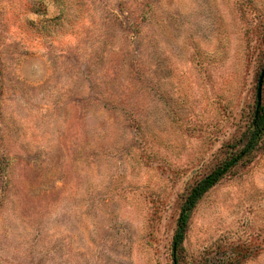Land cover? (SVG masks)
Here are the masks:
<instances>
[{
    "label": "rangeland",
    "instance_id": "rangeland-1",
    "mask_svg": "<svg viewBox=\"0 0 264 264\" xmlns=\"http://www.w3.org/2000/svg\"><path fill=\"white\" fill-rule=\"evenodd\" d=\"M263 69L264 0H0V264H173ZM184 246L181 264H264V141Z\"/></svg>",
    "mask_w": 264,
    "mask_h": 264
},
{
    "label": "trees",
    "instance_id": "trees-1",
    "mask_svg": "<svg viewBox=\"0 0 264 264\" xmlns=\"http://www.w3.org/2000/svg\"><path fill=\"white\" fill-rule=\"evenodd\" d=\"M258 106V102H257ZM264 141V105L258 109L252 118L245 141L238 152L233 154L228 160L224 161L219 167L209 175L199 181L188 193L179 214L177 227L172 239V258L173 264H181L180 259L185 251V241L189 229V223L193 212L199 202L215 188L229 173L240 164L249 162L252 156L260 148Z\"/></svg>",
    "mask_w": 264,
    "mask_h": 264
},
{
    "label": "water",
    "instance_id": "water-1",
    "mask_svg": "<svg viewBox=\"0 0 264 264\" xmlns=\"http://www.w3.org/2000/svg\"><path fill=\"white\" fill-rule=\"evenodd\" d=\"M263 84H264V69L261 73L259 82H258V93H257V99H258V109L262 105V93H263Z\"/></svg>",
    "mask_w": 264,
    "mask_h": 264
}]
</instances>
